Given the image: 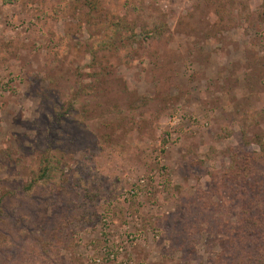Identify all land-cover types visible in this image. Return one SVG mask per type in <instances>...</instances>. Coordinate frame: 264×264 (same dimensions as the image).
Instances as JSON below:
<instances>
[{
	"label": "rangeland",
	"instance_id": "374dc122",
	"mask_svg": "<svg viewBox=\"0 0 264 264\" xmlns=\"http://www.w3.org/2000/svg\"><path fill=\"white\" fill-rule=\"evenodd\" d=\"M260 143L264 0H0V264H222Z\"/></svg>",
	"mask_w": 264,
	"mask_h": 264
},
{
	"label": "trees",
	"instance_id": "16d2710c",
	"mask_svg": "<svg viewBox=\"0 0 264 264\" xmlns=\"http://www.w3.org/2000/svg\"><path fill=\"white\" fill-rule=\"evenodd\" d=\"M95 9L98 10V7L95 6ZM111 26L114 36H110V44L105 45L108 52L118 51L115 42L124 31L130 32L134 39L138 36L136 25L127 20L112 21ZM164 30L165 26L156 27L145 37L148 40L159 39L163 37ZM104 59H108V56H103L101 61ZM260 145L263 150L261 154L245 151L233 159L232 165L223 174L222 183L228 198L232 201L245 199L241 202L243 208L239 225L230 232H223L229 239L221 240L222 264H264V146ZM50 164L49 158L43 159L40 174L26 186L27 191L42 181L51 180L54 168ZM4 200V197L0 199V210Z\"/></svg>",
	"mask_w": 264,
	"mask_h": 264
}]
</instances>
